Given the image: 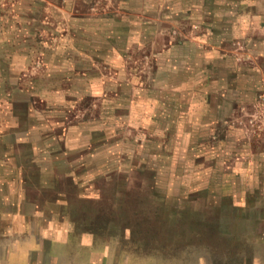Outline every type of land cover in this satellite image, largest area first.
<instances>
[{"label":"crops","instance_id":"crops-1","mask_svg":"<svg viewBox=\"0 0 264 264\" xmlns=\"http://www.w3.org/2000/svg\"><path fill=\"white\" fill-rule=\"evenodd\" d=\"M66 2L68 10L55 0H33L34 6L19 9L10 21L30 34L27 48L40 46L35 39L42 26L48 33L64 20L76 42L61 33L59 48L52 41L48 49L41 47L40 75L24 72L34 63L26 52L17 57V74L0 75V264H48L52 238L60 247L65 242V228L36 227L51 220L38 206L43 203L27 198L23 166L14 162L23 145L45 188L55 172L68 167L65 173H73L84 160L113 168L115 158L134 150L132 142L138 153L149 150L147 136L160 143L155 153L173 164L198 159L191 171L203 178L213 173L209 188L222 198L250 188L243 173L258 171L255 165L264 159V145L235 126L240 107L264 82V0ZM10 42L0 40V47ZM135 48H148L149 69L133 67ZM0 59L5 63L16 55L5 52ZM6 76L12 80L9 92L1 87ZM69 155L74 160L66 165Z\"/></svg>","mask_w":264,"mask_h":264},{"label":"rangeland","instance_id":"rangeland-1","mask_svg":"<svg viewBox=\"0 0 264 264\" xmlns=\"http://www.w3.org/2000/svg\"><path fill=\"white\" fill-rule=\"evenodd\" d=\"M55 4L67 10L70 7L66 0H55ZM28 6H34L33 0H0V20L7 15L5 25H0V40L11 41L8 47H0V55H16L14 60L0 61V75L17 74L22 67L17 57L25 52L31 53L34 63L33 69L24 72L40 75L45 64L41 47L48 49L47 43L52 41L56 45L51 47L59 48L61 42L57 39L61 33L76 42L74 29L64 20L65 25L48 33H43L42 26L35 39L40 46L27 48L30 34L12 27L10 21L19 9ZM12 11L15 12L10 14ZM74 16L73 11L71 18ZM177 33L171 32L175 37ZM61 39L63 42L66 38ZM135 49L133 67L144 65L149 69L151 61L145 57L150 54L148 48L143 52ZM245 60L249 62L250 58L246 56ZM10 82L6 76L1 83L3 92L13 89ZM239 113L241 120L235 126L249 130L252 139L264 145V82ZM147 140L149 150L138 153L136 142H132L134 150L126 158H115L113 168L87 160L82 167L70 169L73 173L66 174L68 167L62 168L53 174L48 188L41 185L43 178L38 165L31 162L29 146L21 147V157L14 162L23 166L20 178L27 198L43 203L38 206L51 220L38 222L37 229L66 231L63 247L52 238L48 264H264V159L255 165L258 171L254 167V171L250 168L243 173L247 182L244 186L250 188L243 187L239 195L222 198L209 188L213 173L203 178L191 171L198 159H186L182 166L179 161L178 166L167 155L155 153L153 148L160 147V143L150 136ZM74 156L66 157L65 164L73 162ZM194 184V189L188 188ZM3 228L1 224L0 232ZM0 243L3 244L1 236ZM35 260L40 261V257Z\"/></svg>","mask_w":264,"mask_h":264}]
</instances>
